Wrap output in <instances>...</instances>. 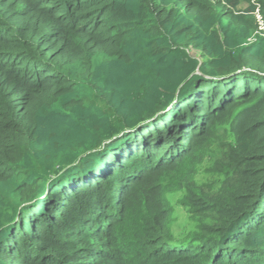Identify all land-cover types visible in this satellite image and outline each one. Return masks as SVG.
<instances>
[{"label":"trees","instance_id":"16d2710c","mask_svg":"<svg viewBox=\"0 0 264 264\" xmlns=\"http://www.w3.org/2000/svg\"><path fill=\"white\" fill-rule=\"evenodd\" d=\"M0 264H264V0H0Z\"/></svg>","mask_w":264,"mask_h":264},{"label":"rangeland","instance_id":"374dc122","mask_svg":"<svg viewBox=\"0 0 264 264\" xmlns=\"http://www.w3.org/2000/svg\"><path fill=\"white\" fill-rule=\"evenodd\" d=\"M245 7H246L245 5H241V6H240L241 9H244Z\"/></svg>","mask_w":264,"mask_h":264}]
</instances>
